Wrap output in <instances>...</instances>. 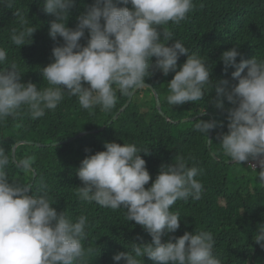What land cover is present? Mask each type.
Here are the masks:
<instances>
[{"label": "clouds", "instance_id": "obj_1", "mask_svg": "<svg viewBox=\"0 0 264 264\" xmlns=\"http://www.w3.org/2000/svg\"><path fill=\"white\" fill-rule=\"evenodd\" d=\"M75 5L76 0H43V11L54 17L49 36L53 41L58 37L63 40L52 50L53 62L41 69L49 86L38 88L32 82H21L22 74L15 63L0 69V124L22 111H27L32 120L42 118L58 107L65 93L76 97L89 112L97 107L107 112L117 102V90L130 96L148 87L145 79L155 71L165 76L174 72L167 83L169 105L204 100L209 88L233 105L228 110V131L221 135L220 142L231 159L227 163L240 164L264 156V59L253 57L237 63L241 53L235 46L224 51L220 59L225 72L235 68L231 76L237 83L211 80L212 68L198 55L190 54L181 41L173 40L172 32L165 27L185 21L194 10V0H93L72 29L68 20ZM20 23L21 28L13 29L10 35L19 49L32 42L37 30L22 16ZM86 32L87 43L82 46L80 41ZM182 55L187 59L178 67ZM6 61L7 51L0 47V65ZM211 106L219 110L223 101L217 99ZM201 114L210 120H197L194 129L207 136L217 122L212 112L202 110L197 117L204 116ZM104 148L82 160L76 174L83 186L78 187L76 195L81 201L113 210L123 206L128 221L142 226L151 236L150 243H133L131 251L114 254V262L145 264L147 257L153 264H222L214 255L216 242L211 232H185L175 238L169 235L180 228L181 218L171 207L178 200L202 198L203 184L196 179L201 170L179 158L162 165L146 188L152 177L141 149L133 143L114 141L106 142ZM207 149L214 160L220 161L211 150V142H207ZM33 162L34 157H25L19 166L27 170ZM9 163L0 145V264H85L84 258L91 252H86L82 243L88 235L87 216L80 215L73 221L64 211L57 212L46 192L36 196L28 184L10 182ZM246 164L264 169V159ZM259 178L264 180V170ZM164 236L168 239L162 240ZM253 240L264 249V226Z\"/></svg>", "mask_w": 264, "mask_h": 264}, {"label": "trees", "instance_id": "obj_2", "mask_svg": "<svg viewBox=\"0 0 264 264\" xmlns=\"http://www.w3.org/2000/svg\"><path fill=\"white\" fill-rule=\"evenodd\" d=\"M92 3L93 0H76L68 20L69 28H76L77 17ZM194 4V10L185 21L179 25L169 23L165 27L172 32L173 40L181 41L190 54L198 55L212 68L211 80L226 79L237 83L231 76L235 68L229 67L225 72L220 58L224 51L237 46L241 53L237 63L253 57L264 59V0H194ZM21 16L37 30L32 42L19 49L12 44L10 35L13 29L21 28ZM53 19L43 11V0L0 2V47L7 51V61L0 65V69L15 63L22 74L21 82H32L38 88L48 87L41 69L53 62V48L63 44L62 38L53 41L49 36ZM80 43L86 45L87 32ZM186 59V55L180 56L178 67ZM155 60L153 57L151 63L154 64ZM174 75V72L165 76L155 71L145 79V84L151 85L158 93L165 117L159 114L154 95L147 87L136 91L129 107L111 125L113 116L131 95H123L117 90V102L111 110L105 112L97 107L89 112L80 106L76 97L65 93L58 107L47 111L42 118L32 120L27 111L9 117L0 124V145L9 156L10 182L28 184L36 196L46 192L57 212L64 211L73 221L80 215L87 216L88 235L82 243L86 252L89 249L91 252L85 256V264H117L112 259L114 254L131 251L133 243H150L151 236L142 226L128 221L127 209L123 206L113 210L78 198V187L83 184L76 171L82 160L104 151L106 142L133 143L142 150L140 155L152 177L145 186L148 188L162 165L183 158L189 167L196 166L201 170L196 179L202 182L204 191L199 200H178L171 207V211L181 218L180 228L169 235L175 238L185 232L208 231L216 242L214 255L222 264H264V249L253 240L257 230L264 226V180L259 178V172L264 169L246 163H227L231 159L224 153L220 142L221 135L228 131V110L233 105L226 98L219 97L215 89L209 88L204 100L198 102L178 106L168 104L167 83ZM217 99L223 101V108L219 110L211 106ZM202 110L212 112L217 122L212 132L211 150L220 161L214 160L207 149L209 133L206 136L194 129L197 120H210L205 115L197 117ZM196 117L194 121L182 122ZM87 131L91 133L54 146ZM22 141L42 146H18L13 162V147ZM25 157H34L27 170L19 166V161ZM167 239L168 236L162 237V240ZM144 261L153 264L147 257Z\"/></svg>", "mask_w": 264, "mask_h": 264}, {"label": "water", "instance_id": "obj_3", "mask_svg": "<svg viewBox=\"0 0 264 264\" xmlns=\"http://www.w3.org/2000/svg\"><path fill=\"white\" fill-rule=\"evenodd\" d=\"M147 88H149V89L152 91L153 95H154L155 102H156V108H157L159 114H161L163 117H165V114H164V113L162 112V110H161V103H160V99H159L158 93L153 89L152 86H149V85H148ZM135 93H136V91H135V92L129 97V99H128V100L126 101V103L122 106V108H121L120 110H118V112L113 116V118H112L111 122L109 123V125H111L112 123H114V122L118 119L119 115H120L121 113H123V112L129 107V105H130V103H131V101H132L133 96L135 95ZM203 115H204V114H201L200 116H203ZM208 115H210V114H208ZM166 119L168 120L167 117H166ZM190 120H193V119H185V120H183V122H188V121H190ZM103 129H104V128H102L101 130H103ZM89 133H91V131L81 132L80 134L76 135V136L73 137L72 139H70V140H68V141H66V142H60V143H58V144H54V146L69 143L70 141L75 140V139H78V138H80V137H83L84 135H87V134H89ZM211 135H212V131L210 130V132H209V138H208V145H209L210 142H211ZM23 144L42 146V145H40V144H34V143H32V142H24V141H22V142H17V143L14 145L13 150H12V151H13V152H12V159H13V162H15V160H16V159H15V151H16V148H17L18 146H20V145H23ZM258 159H264V156L258 157V158L255 159V160H258ZM255 160L252 159V158H250V159H249L248 161H246V162L255 161ZM246 162H245V163H246ZM35 176H36V174L34 173V174H33V178H35Z\"/></svg>", "mask_w": 264, "mask_h": 264}, {"label": "rangeland", "instance_id": "obj_4", "mask_svg": "<svg viewBox=\"0 0 264 264\" xmlns=\"http://www.w3.org/2000/svg\"><path fill=\"white\" fill-rule=\"evenodd\" d=\"M139 99L142 100L141 98H138V100H139ZM253 167H254V166H253Z\"/></svg>", "mask_w": 264, "mask_h": 264}]
</instances>
